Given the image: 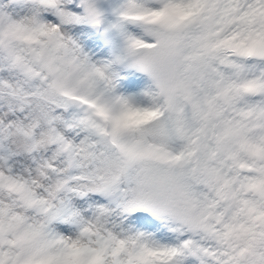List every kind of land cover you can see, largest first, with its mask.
Instances as JSON below:
<instances>
[{"label": "snow or ice", "instance_id": "1", "mask_svg": "<svg viewBox=\"0 0 264 264\" xmlns=\"http://www.w3.org/2000/svg\"><path fill=\"white\" fill-rule=\"evenodd\" d=\"M0 264H264V0H0Z\"/></svg>", "mask_w": 264, "mask_h": 264}]
</instances>
